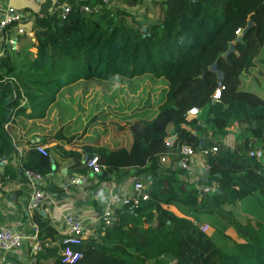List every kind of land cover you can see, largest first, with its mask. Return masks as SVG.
Segmentation results:
<instances>
[{"label": "trees", "instance_id": "16d2710c", "mask_svg": "<svg viewBox=\"0 0 264 264\" xmlns=\"http://www.w3.org/2000/svg\"><path fill=\"white\" fill-rule=\"evenodd\" d=\"M141 1L122 0L117 6L101 0L71 2L64 19L57 11L36 13V41L25 36L37 53L30 45L19 48L18 37L0 56L1 184L32 170L42 175L39 188L56 191L44 183L53 164L57 170L87 173L85 154L98 156L100 181L114 177L121 182L130 176L150 181L148 198L118 209L120 219L112 226L99 224L98 232L77 247L83 256L74 263L63 261L61 235L51 219L34 209L32 221L42 243L34 264L45 257L54 258V264H264V220L251 213L241 222L226 208L264 197V0H157L159 14L146 21L132 9ZM79 3L97 7L85 14ZM249 20L252 24L243 32ZM240 34L242 39L226 54ZM214 63L224 72L222 80L210 68ZM145 75L165 82L156 99L122 115V123L113 122L117 132L132 134L133 144L78 146L68 138L67 146L49 145L55 137H48L35 141L20 163L15 161L8 126L17 116L45 118L60 92L81 80ZM220 83L225 87L215 100ZM192 107L201 112L191 114ZM229 134L235 138L233 147L224 145ZM44 144L47 155L37 149ZM183 144L196 151L220 147L208 155L210 171L199 182L213 186L212 193L189 184L181 177L187 171L174 168ZM257 150L262 157L250 154ZM166 156L169 163L162 160ZM205 216L235 228L238 238L231 248L200 229L197 222L207 223L201 221Z\"/></svg>", "mask_w": 264, "mask_h": 264}, {"label": "crops", "instance_id": "0c3cea01", "mask_svg": "<svg viewBox=\"0 0 264 264\" xmlns=\"http://www.w3.org/2000/svg\"><path fill=\"white\" fill-rule=\"evenodd\" d=\"M80 1L82 0H62L60 3H58V0H0V6L13 5L17 9L24 12L26 19L23 21V24L29 30L28 34H30L31 32H33L32 25L36 13L41 15L52 13L56 11V9L61 4L71 2L76 3ZM156 1L157 0H142L141 3L134 6L132 9L137 14V19H143L144 21H146L156 18L159 14L158 6L154 5ZM101 3L104 4L102 1ZM120 3H111L108 6H117L120 5ZM94 7L96 9L97 5H94ZM11 31L15 32V30L13 29ZM18 37H21L17 45L19 48H25L26 46L31 44V42L26 38L25 35H17L16 39ZM31 40L34 41L33 37ZM95 80L96 79L83 81L89 83L94 82ZM126 113L129 112H125L122 115ZM32 120L35 119L28 120L22 116H17L8 126V129L16 145V162H21V157L35 141H40L48 137H55V140L49 145H54L58 142H62L67 146L68 142H66V139L73 138L67 137V135L63 131L62 134L58 131H55L53 134H49L47 133V130L44 131L43 128L40 127V125L37 126L20 124V122H32ZM112 121L114 122V120ZM94 127L99 128V133H89L87 130L86 132L88 134V137L83 138L81 136L69 143L79 146L85 143L100 144L108 142L111 144V146L116 147L122 144H133L134 142V137L129 134V132L127 133V135L119 133L117 132L115 125H110L108 128V122L103 126L95 125ZM110 127L116 131L114 136L117 139L115 140H113L112 134H109ZM226 138L230 142V144L234 146V135L229 134ZM118 139L120 140L118 141ZM44 145L47 147L46 144ZM167 160H170L169 157H167ZM205 160L206 157L198 153L197 157L194 160L192 170L190 172H187L186 174H181V177L182 175L185 176L187 182L191 185H194L195 182L199 183L200 179H205V176L202 177V166ZM64 168L68 169L67 172L63 171ZM64 168L60 170H57L56 168L54 173L50 175L51 177L45 180V182L43 181L45 184H50L53 187H56L57 190L52 192L48 191L49 195L51 196V201H49V204L45 205L44 207L38 208V210L41 211L43 215H46L51 219L53 225L56 227L61 237L65 230L62 215L63 212L67 209H74L84 219V224L88 234L90 236L95 235L98 232L99 224L90 222L88 218L89 215L102 209L103 203L108 197L111 190L131 192L133 189L135 178L134 176H130L126 180L121 182H117L116 180H114V177L109 181H100L98 178H93L90 184L83 190H81L80 188L76 190H65L61 187V184L64 183L69 175L78 172L74 169H69L68 167ZM33 190L34 189L30 180H28L26 177H21L20 174L16 179H12L5 184L0 183V223L19 230L26 236V238L24 239V243L20 249L4 254V264H31L30 250L34 241V236L36 235L35 227H37L38 230V226L32 221V213L34 209L27 208V206L25 205V199L30 196ZM170 207L178 214L183 213L181 207L175 205H171ZM0 255H3V253L0 252ZM40 264H54V258H41Z\"/></svg>", "mask_w": 264, "mask_h": 264}, {"label": "built area", "instance_id": "2783aa9c", "mask_svg": "<svg viewBox=\"0 0 264 264\" xmlns=\"http://www.w3.org/2000/svg\"><path fill=\"white\" fill-rule=\"evenodd\" d=\"M104 4L109 5L111 3H120L122 0H101ZM73 8L72 3L61 4L57 9V14L60 18L64 19L71 12ZM79 10L85 14L92 13L95 7L86 3H79ZM25 13L17 9L13 5L0 6V56L5 55L6 46L15 45V38L17 35H28L29 30L23 24L25 20ZM15 30L12 32L11 30ZM240 32V30H238ZM29 50L35 55L37 53V47L35 45H30ZM224 84L220 83L213 94V98L219 99L221 97V91L224 88ZM201 109L199 107H192L190 109L191 114H199ZM224 145L226 147H233L227 138L224 139ZM219 146L215 145L208 148H203L200 151H196L194 147L190 144H183L180 149L181 158L178 162L174 164V168L180 167L183 170L190 172L193 167V163L198 153L205 156L206 160L202 166V177H206L210 171V164L207 160L208 155L211 153L216 154L219 151ZM38 151L47 155L48 150L45 145H38ZM251 155H257L258 157L263 156L261 150L251 151ZM165 161L166 157H162ZM87 173H74L67 177L61 187L65 190H76L85 189L91 180L97 178V174L101 172L102 166L98 161V156L94 155L87 159ZM25 177L30 180L33 186V192L30 196L25 199V205L29 209H38L49 204L51 201V196L49 192L39 188L37 183L41 181L42 175L40 173L34 172L32 170H27L25 172ZM200 178V177H199ZM198 178V179H199ZM182 179L186 180V177L182 175ZM97 181V180H96ZM150 181L135 180L133 183V189L131 192L121 191V190H111L108 197L103 203L102 209L100 211L91 213L89 215V221L96 224H104V226H112L117 220L120 219L117 210L123 206H138L142 200L148 198V187ZM200 187L205 193H212L214 188L210 185H200L198 182L194 184ZM63 223L65 225L64 233L61 237L63 243L60 255L64 262L74 263L78 261L83 253L77 247H79L84 240L90 236L84 224V219L74 210L67 209L62 215ZM200 229L204 232H208L210 229L209 223L197 222ZM36 229V235L34 236V241L31 246V264L37 261V255L40 250H42V243L38 238V230ZM104 234V231L101 232ZM26 236L19 230H16L8 225L0 223V264H4L5 256L4 254L18 250L22 247L24 239Z\"/></svg>", "mask_w": 264, "mask_h": 264}, {"label": "rangeland", "instance_id": "374dc122", "mask_svg": "<svg viewBox=\"0 0 264 264\" xmlns=\"http://www.w3.org/2000/svg\"><path fill=\"white\" fill-rule=\"evenodd\" d=\"M151 77L145 75L128 79L114 76L109 80L96 79L89 83L81 80L82 82L79 81L61 91L57 102L51 106L45 118L20 122V124L40 125L49 134L55 131L62 134L63 131L67 137H73V140L81 136L88 137L87 130L89 133H99V128L94 127L95 125L103 126L108 122L109 128L110 125H114L112 120L122 123L120 117L123 113L156 99L159 89L165 82L163 79ZM115 132L110 127L109 134H112L113 140L117 139L114 136ZM165 162L169 163V160L166 159ZM226 208L230 209L241 222H244L249 215L252 216L251 213L258 219L264 220L262 196L248 198L236 205H226ZM201 221L210 224L208 233L222 247L231 248L233 239L238 238L233 226L215 216H205Z\"/></svg>", "mask_w": 264, "mask_h": 264}, {"label": "water", "instance_id": "95a60500", "mask_svg": "<svg viewBox=\"0 0 264 264\" xmlns=\"http://www.w3.org/2000/svg\"><path fill=\"white\" fill-rule=\"evenodd\" d=\"M251 24H252V20H249V21H248V24H247V26L244 28L243 32H245V31L251 26ZM144 29H145V27H144ZM30 35L33 36V40L35 41L36 39H35V37H34V32H31ZM240 39H242V35H241V34L238 35V37L235 39L234 42H231V43H230L229 49H228V51H227L226 54H228L229 52H231V51L234 49V44H235V42H237V41L240 40ZM210 68L213 69V70H215V71L217 72V75H218V79H219V80H222V79L224 78V72L221 71V70L217 67V64H216V63L212 64V65L210 66ZM174 138H175V137H171V138H169L168 141H173ZM203 142H204V138H201V139H200V145H201V146L203 145ZM87 159H88V154H85V155H84V161H87ZM55 169H56V165L53 164V170H52L51 174L54 173ZM67 170H68L67 168H64V169H63L64 172H67Z\"/></svg>", "mask_w": 264, "mask_h": 264}]
</instances>
